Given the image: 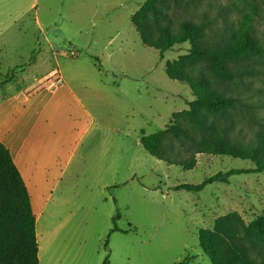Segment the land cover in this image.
<instances>
[{"label": "rangeland", "instance_id": "obj_1", "mask_svg": "<svg viewBox=\"0 0 264 264\" xmlns=\"http://www.w3.org/2000/svg\"><path fill=\"white\" fill-rule=\"evenodd\" d=\"M144 1L0 0V105L13 94L44 90L31 99L32 112L42 131L52 125L66 135V160L71 154L37 221L39 264H102L106 257L108 264H178L186 258L187 264H209L198 246L200 229L229 212L244 223L264 214V171L231 176L199 192L174 189L217 172L252 168L251 162L200 154L195 167L184 171L142 149V135L163 129L192 100L188 86L165 73V63L186 55L189 44L160 59L130 23ZM195 1L194 18L209 21L210 41L227 37L249 13L253 34L264 45V0ZM231 69L239 76L229 89L254 105L250 116L236 118L234 137L255 143L264 135V61ZM59 74L89 112L74 130L66 123V105L72 104L67 92L54 103L45 91ZM13 120L0 122L10 141ZM115 215L118 230L109 233Z\"/></svg>", "mask_w": 264, "mask_h": 264}, {"label": "trees", "instance_id": "obj_2", "mask_svg": "<svg viewBox=\"0 0 264 264\" xmlns=\"http://www.w3.org/2000/svg\"><path fill=\"white\" fill-rule=\"evenodd\" d=\"M195 0H145L130 17L144 47L159 53L189 44L188 53L165 63L170 80L188 86V108L172 115L166 126L140 137L150 156L184 171L196 165V155L226 156L249 161V169L217 172L197 185L180 184L175 190L199 192L206 185L228 183L231 176L264 171V135L255 143L235 139L236 118L250 116L254 105L229 89L240 68L249 61H264V45L253 34L254 15H241L238 27L227 37L209 40V21H196ZM192 12L180 18L178 12ZM203 64L204 67L199 66ZM113 216V227L117 231ZM36 217L30 195L9 149L0 141V264H39ZM108 236V235H107ZM198 246L209 264H264V214L244 223L236 212L217 217L211 228L200 229ZM107 241L104 242V245ZM189 258L178 264H187ZM102 264H108L106 257Z\"/></svg>", "mask_w": 264, "mask_h": 264}, {"label": "crops", "instance_id": "obj_3", "mask_svg": "<svg viewBox=\"0 0 264 264\" xmlns=\"http://www.w3.org/2000/svg\"><path fill=\"white\" fill-rule=\"evenodd\" d=\"M2 24L4 23L0 21V26ZM59 76L62 78L63 85L56 92H50L46 89L45 91L50 93L49 96L51 98L49 100L54 101V103H60L63 101L67 92L69 100L72 101V104L66 105V123L70 124L73 129L74 126L79 125L80 121L78 119L85 120V118L89 116V112L85 109L84 105L81 104V100H79L75 95H72L71 90L67 91L66 81L60 74ZM42 91L24 96L22 93H16L9 98H3L4 101H2L0 105V111L2 112L0 122L4 121L6 116H11L14 119V128L12 132L13 141L9 140L10 133L8 132H6V134L0 132V141L9 149L13 161L22 175L28 193L31 195V205L33 213L36 217L35 230L37 243V221L41 217L43 209L44 213L45 210L48 209L49 205L47 202L52 200V195L59 186L62 176H64V172L67 168V162L71 155L68 154V159L66 160V135H64L59 128H55L52 125H48L49 128L42 131L40 129L36 113L32 112L31 99L39 95ZM16 98H20L17 102L18 104L16 103ZM14 99L15 103L12 104ZM39 99L40 98H38V100ZM71 117L73 120H70ZM76 120L78 121V124L74 123ZM67 142L69 143V140ZM61 152L63 154H60ZM60 156L62 157L61 159L59 158ZM28 173H30V175ZM48 175L50 176L49 178ZM28 183L31 185V192L29 191L30 189H28ZM32 197L33 199L35 198L36 201L40 203L42 202L39 207L35 208L33 206ZM59 205L60 204L57 203L54 207H58ZM38 258L40 259L39 245Z\"/></svg>", "mask_w": 264, "mask_h": 264}, {"label": "built area", "instance_id": "obj_4", "mask_svg": "<svg viewBox=\"0 0 264 264\" xmlns=\"http://www.w3.org/2000/svg\"><path fill=\"white\" fill-rule=\"evenodd\" d=\"M63 85L62 78L57 76L55 79L49 82L47 90L50 92H56Z\"/></svg>", "mask_w": 264, "mask_h": 264}, {"label": "bare ground", "instance_id": "obj_5", "mask_svg": "<svg viewBox=\"0 0 264 264\" xmlns=\"http://www.w3.org/2000/svg\"><path fill=\"white\" fill-rule=\"evenodd\" d=\"M52 159H53V158H52ZM28 174L30 175V173H28ZM31 174H33V173H31ZM32 176H33V175H32ZM32 176H31V177H32ZM36 176H37V175H36ZM56 176H57V175H56ZM29 177H30V176H29ZM40 177H41V176H40ZM49 177H50V176L48 175V178H49ZM48 178H47V179H48ZM30 180H31V179H30ZM30 180H29V183H30ZM33 180H34V179H33ZM48 180H49V179H48ZM29 183H28V185H27V186H29L28 189L31 188V185H30ZM33 184H34V183H33ZM48 184H49V183H48ZM50 187H51V186H50ZM38 188H39V187H38ZM39 190H40V189H39ZM29 191L31 192L32 189H30ZM39 192H40V191H39ZM36 193H37V192H36ZM29 194H30V193H29ZM32 194H33V193H32ZM30 196H31V195H30ZM40 196H41V195H40ZM32 199H33V197H32ZM41 203H42V202H41ZM41 203L38 202V201H36V199L34 198L32 204H33V206L36 208V207H39V205H40Z\"/></svg>", "mask_w": 264, "mask_h": 264}]
</instances>
